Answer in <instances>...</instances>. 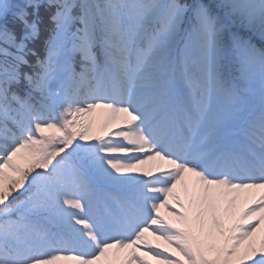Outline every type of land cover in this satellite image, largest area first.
<instances>
[{
    "label": "snow or ice",
    "instance_id": "1",
    "mask_svg": "<svg viewBox=\"0 0 264 264\" xmlns=\"http://www.w3.org/2000/svg\"><path fill=\"white\" fill-rule=\"evenodd\" d=\"M152 261L264 264V0H0V264Z\"/></svg>",
    "mask_w": 264,
    "mask_h": 264
},
{
    "label": "rangeland",
    "instance_id": "2",
    "mask_svg": "<svg viewBox=\"0 0 264 264\" xmlns=\"http://www.w3.org/2000/svg\"><path fill=\"white\" fill-rule=\"evenodd\" d=\"M102 122V116L101 114L98 112L96 115H95V125L94 127H99L100 123ZM242 206L241 205H238V207ZM161 216L164 217L166 220H169V221H173V222H176V223H179L175 217H173L171 215V212L167 209H164L162 208L161 209ZM149 240L152 242V244H160L162 247H167L169 248V251H172L173 250V246L171 245H168L165 241L163 240H158L156 237H153V236H149L148 237ZM152 264H157L156 261H152Z\"/></svg>",
    "mask_w": 264,
    "mask_h": 264
}]
</instances>
